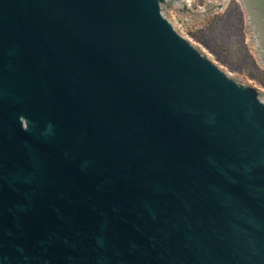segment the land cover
<instances>
[{"label":"water","instance_id":"water-1","mask_svg":"<svg viewBox=\"0 0 264 264\" xmlns=\"http://www.w3.org/2000/svg\"><path fill=\"white\" fill-rule=\"evenodd\" d=\"M166 4L0 0V264H264V95Z\"/></svg>","mask_w":264,"mask_h":264},{"label":"rangeland","instance_id":"rangeland-1","mask_svg":"<svg viewBox=\"0 0 264 264\" xmlns=\"http://www.w3.org/2000/svg\"><path fill=\"white\" fill-rule=\"evenodd\" d=\"M197 3L204 6L207 1ZM244 8L241 0H229L223 10L195 21L184 36L241 84L250 82V86L264 91V58L260 61L254 53L255 45L248 42V35H254V31H248V11Z\"/></svg>","mask_w":264,"mask_h":264},{"label":"bare ground","instance_id":"bare-ground-1","mask_svg":"<svg viewBox=\"0 0 264 264\" xmlns=\"http://www.w3.org/2000/svg\"><path fill=\"white\" fill-rule=\"evenodd\" d=\"M207 1V5L199 7L198 10L195 12L193 9L196 8V2L195 0H177L175 6H174V10L171 12L173 18H175L176 16V27L180 30V32L182 33H186L187 31V25L184 26V23L180 22V17L178 16V13L180 8H182L183 6H186V10L184 11V14H181L182 16H187L190 18H195V17H204L207 16L209 13L207 11L208 7L209 9H212L213 11L215 10H223V8L226 6V4L229 2V0H206ZM245 9V8H244ZM247 19H248V25H249V16L246 15ZM179 19V20H178ZM178 20V22H177ZM250 38V37H248ZM251 40L248 41L249 44H254L255 45V49H254V53L256 54V56L260 57V61H262L261 59H263V56L258 52L257 48L259 49V43L257 42V39L254 38H250ZM262 63V62H261ZM263 64V63H262ZM264 65V64H263Z\"/></svg>","mask_w":264,"mask_h":264}]
</instances>
